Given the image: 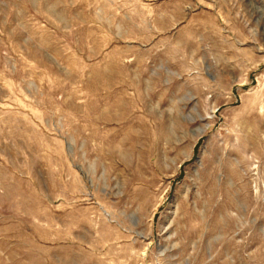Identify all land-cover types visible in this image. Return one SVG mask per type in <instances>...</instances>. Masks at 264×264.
Instances as JSON below:
<instances>
[{
  "label": "rangeland",
  "instance_id": "rangeland-1",
  "mask_svg": "<svg viewBox=\"0 0 264 264\" xmlns=\"http://www.w3.org/2000/svg\"><path fill=\"white\" fill-rule=\"evenodd\" d=\"M0 264H264V0H0Z\"/></svg>",
  "mask_w": 264,
  "mask_h": 264
}]
</instances>
